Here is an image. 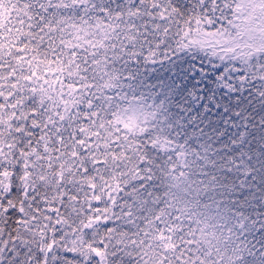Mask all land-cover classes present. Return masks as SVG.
Masks as SVG:
<instances>
[{"label": "snow or ice", "instance_id": "6c2138e0", "mask_svg": "<svg viewBox=\"0 0 264 264\" xmlns=\"http://www.w3.org/2000/svg\"><path fill=\"white\" fill-rule=\"evenodd\" d=\"M0 264H264V0H0Z\"/></svg>", "mask_w": 264, "mask_h": 264}]
</instances>
